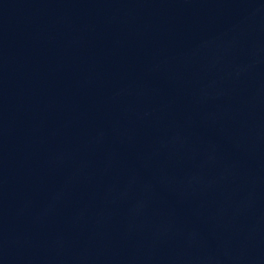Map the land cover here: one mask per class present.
<instances>
[{
	"label": "water",
	"instance_id": "95a60500",
	"mask_svg": "<svg viewBox=\"0 0 264 264\" xmlns=\"http://www.w3.org/2000/svg\"><path fill=\"white\" fill-rule=\"evenodd\" d=\"M0 264H264V0H0Z\"/></svg>",
	"mask_w": 264,
	"mask_h": 264
}]
</instances>
